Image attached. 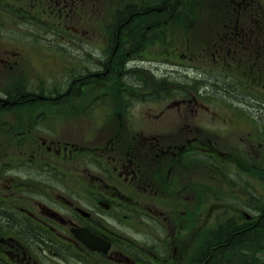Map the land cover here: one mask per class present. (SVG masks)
I'll return each instance as SVG.
<instances>
[{"label":"flooded vegetation","instance_id":"af4514ba","mask_svg":"<svg viewBox=\"0 0 264 264\" xmlns=\"http://www.w3.org/2000/svg\"><path fill=\"white\" fill-rule=\"evenodd\" d=\"M151 1L124 8V17H115L103 38L93 39L103 45L94 46L93 58L77 55L79 64L67 68L71 71L64 85L50 81L31 87L27 81L19 87L0 86V264H264V193L247 181L246 195H239L238 157L217 148L192 116L160 119L150 134L134 128L126 117L136 109L131 102L137 103L136 95L143 101L154 99L164 82L172 83L161 89L178 98L167 106L183 116L189 107L211 106L200 103L197 95L203 92L249 93L245 88L251 92L256 87L264 94V41L239 30L220 32L215 39L202 35L197 42L187 36L184 48L175 50L181 59L168 71L157 60L138 55L147 42L159 40L154 18L161 14L160 29L168 36L177 13L175 0H165L166 16L163 9L147 6ZM230 3L227 12L237 20L262 6L261 0ZM56 4L73 9L77 3ZM139 23L145 33L133 28ZM63 27L79 31L63 23L60 34ZM60 40L56 48L64 41L80 46L77 39ZM7 47L0 44V63L12 62ZM141 59L147 60L142 68ZM193 61L205 65L204 71ZM210 61L230 65L231 83L227 74L211 75L206 66ZM235 63L240 64L235 68ZM140 73L149 75L136 84ZM195 79H204L206 86L181 91V84ZM104 81L121 91V102L94 101L98 95H113L107 90L88 102H74L83 86ZM253 100V106L264 109V98ZM115 110L118 119L111 126ZM96 118L107 129L90 122ZM104 130L109 136L96 139L95 133ZM215 161L234 170L222 171L226 168ZM197 162L202 166L193 175L191 165Z\"/></svg>","mask_w":264,"mask_h":264},{"label":"rangeland","instance_id":"374dc122","mask_svg":"<svg viewBox=\"0 0 264 264\" xmlns=\"http://www.w3.org/2000/svg\"><path fill=\"white\" fill-rule=\"evenodd\" d=\"M2 1L5 3L1 4ZM56 1L0 0V44L9 46L7 47L10 49L8 54L12 57L10 59L12 62L8 64L0 63L1 66H4L3 69H0V86L19 87L27 83V81L30 82L28 85L31 87H35L39 82L43 86H47L50 81L58 87L64 85L67 81L66 76L71 71V69L67 68L79 64L78 60L80 58L75 61L77 55H87L89 59H92V53L95 51L94 46H103L93 39L103 38V35L108 30V24H113L115 17L120 16V14L124 17V8L128 5H136L144 0H69V2L75 1V4L77 3L73 9L70 7L60 8ZM261 2L262 6L258 10L259 12L255 14L248 13L250 15L248 18L245 17L246 13L239 14L237 20L236 16H232L227 12L233 7L230 0H175L177 13L168 36H166L163 29H160L164 25L160 22L161 14H159V19L154 18V22L159 23V40L154 43L147 42L138 55L143 58H153L157 60L158 64L166 66L167 70L170 71V67L174 66L172 62L181 59L177 57L175 50L184 48L187 36L197 42V39L202 35L207 39H215L220 32L222 34L229 32L232 35V32L239 30V32L245 34L254 32L256 38L264 41V0H261ZM165 4V0H153L147 6L156 7L157 9L155 8V10L157 12L163 9L162 14L166 16ZM23 7L25 9L21 10L20 8ZM10 8V11L6 10ZM140 21L142 23L148 22V20ZM136 22H139V20ZM63 23L64 25H74L79 31L76 33L63 27V33L60 34L58 29L60 24ZM227 23H232V25L226 27L225 24ZM233 24L235 25L233 26ZM133 28L141 29L142 33L146 32L140 26V23L138 25L133 24ZM80 29L84 32H81ZM164 36L167 38H164ZM60 38L77 39L80 46H70L64 41L61 48H56V44L61 41ZM230 39H224V41L228 43ZM135 44L138 45L139 42ZM170 45H172L173 49L168 52L166 49ZM162 59L171 63L162 61ZM146 62L147 60L141 59L138 63L142 64L140 65L142 68L143 65H146ZM230 62L234 64V61ZM191 63L193 66L200 68L199 72L205 66L198 64L200 63L198 61ZM218 63L220 62L210 61L206 64L207 70H210L213 77H222L223 74L229 75L230 77L227 80L231 83L233 75L228 69L231 68L230 65L224 62ZM239 64L235 63V68ZM221 66H225V68H220ZM147 75L140 73L136 75L135 79L132 78L138 84L139 81H146ZM204 82V79H195L191 80L189 84L180 83V88L182 92H185V88L206 86ZM171 83L164 82L162 83L163 85H159L160 90L155 93L154 99L143 101L136 95L137 103L131 101L136 109L131 114L128 113L133 108L126 112L127 120L131 117L134 128H140V131L150 134L158 128V120L160 119L182 120L191 116L194 117L193 120H197L198 123L192 122L200 125L204 128L206 135L216 140L213 144L217 148L228 154L231 152L238 157L237 171L240 174L238 183L241 185V187L238 186L239 195L243 193L246 195L247 181L254 183L258 190L257 193L263 195L264 177L262 176L264 171L260 169H264V109H259L257 105L253 106L252 103L255 102L253 98H264V94L258 93L257 90L259 89L256 87L251 92L249 87L245 88V90H249V93L230 89L222 92H212L211 94L203 92L202 95H197L200 103L211 104V106L204 109H198L196 106L189 107L187 111L183 112V116L182 111H177L167 106L169 103H177L178 101L177 97L172 99L174 96L170 94L172 91L161 89L162 86H170ZM86 85L83 86L84 93L78 96L74 102H88L92 95L96 96V93L103 90L110 91L113 95H108L107 97L98 95L94 100L95 102L119 103L122 101L121 99H124L120 94L121 91L112 90L109 81ZM239 86L243 85L239 83ZM166 96L169 97L167 98L168 100L165 99ZM234 103L239 105L236 106ZM111 112L115 113L114 121L111 122L112 126L118 119V112L117 110ZM100 113L102 116L107 114L103 111H100ZM112 117V114H110V118ZM98 119L96 118V120L90 122L98 124L97 128L102 126L107 129L102 121L98 123ZM131 122L129 123L130 125ZM168 127L175 128L173 125ZM129 128L132 127L130 126ZM129 128L127 127V134H129ZM104 136H109L108 130H104L102 135L99 131L95 133V138L99 139L101 137V141L105 139ZM215 163L220 168H226L222 171L234 170L227 162H224V167H221L222 165L218 161H215ZM200 166H202L200 162L192 164L191 173L198 175ZM203 166L206 167L204 163ZM246 169L252 171L248 172ZM207 172L209 173L208 169ZM211 172L213 174L212 170ZM207 179L209 180V178ZM222 191L227 193L225 189H222Z\"/></svg>","mask_w":264,"mask_h":264},{"label":"bare ground","instance_id":"6f19581e","mask_svg":"<svg viewBox=\"0 0 264 264\" xmlns=\"http://www.w3.org/2000/svg\"><path fill=\"white\" fill-rule=\"evenodd\" d=\"M146 5H147V4H146ZM154 9H155V8H154ZM139 44H140V43H139ZM139 44H138V45H139Z\"/></svg>","mask_w":264,"mask_h":264}]
</instances>
